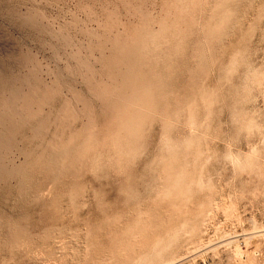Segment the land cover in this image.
<instances>
[{
    "label": "rangeland",
    "instance_id": "1",
    "mask_svg": "<svg viewBox=\"0 0 264 264\" xmlns=\"http://www.w3.org/2000/svg\"><path fill=\"white\" fill-rule=\"evenodd\" d=\"M0 69V264H264V0H0Z\"/></svg>",
    "mask_w": 264,
    "mask_h": 264
},
{
    "label": "bare ground",
    "instance_id": "2",
    "mask_svg": "<svg viewBox=\"0 0 264 264\" xmlns=\"http://www.w3.org/2000/svg\"><path fill=\"white\" fill-rule=\"evenodd\" d=\"M141 11V10H140ZM139 11V12H140ZM182 11V10H181ZM138 12V13H139ZM149 15V14H148ZM144 18V17H143ZM146 18V17H145ZM147 18H148V16H147ZM147 18L145 19L146 21H147ZM143 22V21H142ZM145 22V21H144ZM148 22V21H147ZM146 25V24H145ZM142 31V30H141ZM147 38V37H146ZM153 45V44H152ZM4 67H5V65H4ZM3 68V67H2ZM7 68V67H6ZM1 70V69H0ZM3 70H1L0 72H2ZM8 72V71H7ZM3 75H7V74H3ZM2 75V76H3ZM1 76V75H0ZM12 76V75H11ZM4 77V76H3ZM2 77V78H3ZM9 78H10V75H9ZM12 78V77H11ZM4 79V78H3ZM6 79V78H5ZM2 80V79H1ZM4 80H2L0 83H2ZM5 83H6V81H5ZM5 83H4V85H5ZM14 89V88H13ZM12 89V90H13ZM0 91H1V89H0ZM3 91V90H2ZM1 91V92H2ZM15 92H16V90H15ZM2 93H0V95H1ZM133 96L131 97L132 98V100H130L129 102L130 103H137V104H139V105H141V104H149V102H148V100L147 99H145V98H148V97H150V92H149V89H148V86L147 85H145V83H143V84H138L137 85V88L134 90V94H132ZM135 97V98H134ZM1 98V97H0ZM5 98V97H4ZM134 98V99H133ZM2 99V98H1ZM5 100V99H4ZM43 100H45V99H43ZM129 102L128 103H125V104H128L129 105ZM1 103V102H0ZM1 105V104H0ZM19 105V104H18ZM3 106V103H2V105H1V107ZM132 106H134L133 104H132ZM3 108H5V106L3 107ZM3 108H0V109H3ZM10 109V108H9ZM139 109V108H138ZM140 110H142V109H140ZM3 112V111H2ZM5 112V111H4ZM19 112H20V110H19ZM26 113V112H25ZM25 113H24V115H25ZM4 114H6V113H4ZM7 114H9V112L7 113ZM10 115V114H9ZM8 115V116H9ZM32 116H37V113H32L31 114ZM1 117H2V115H0ZM42 116H44V114H42ZM135 118H134V117ZM4 117V116H3ZM3 117H2V120H5V119H3ZM39 117H41L40 115H39ZM132 119L131 120H139L141 117H142V114L140 113V112H136V113H133L132 114ZM7 118V117H6ZM10 118V117H9ZM12 118V117H11ZM43 119H44V117H42ZM13 119H15V118H13ZM1 120V121H2ZM9 120V119H8ZM8 120H6V121H8ZM39 120H40V118H39ZM42 120V119H41ZM12 123H13V121L12 120H10ZM5 122V121H4ZM3 122V123H4ZM11 122H10V127L9 128H7V131H6V133H2V132H0V148H1V151H2V148L4 149V147L5 148H7V147H9L10 145H11V139H9V137L11 136V137H13V138H15L14 136H15V134H17V133H15V134H13L16 130L17 131H19L18 130V128H15V126L14 125H12L11 124ZM6 123V122H5ZM9 123V122H8ZM28 126V125H27ZM36 126V125H35ZM19 127H21V126H19ZM26 127V126H25ZM16 129L15 131H14V129ZM28 128V127H27ZM24 130V129H23ZM16 131V132H17ZM22 130H20V132H21ZM25 131V130H24ZM24 133H26V132H23V134ZM134 133V132H133ZM19 134V133H18ZM135 134V133H134ZM23 136V135H22ZM132 136H134L133 134H132ZM13 141V140H12ZM12 144H13V142H12ZM11 147V146H10ZM10 149V148H9ZM8 148L6 149V150H9ZM6 150L4 151V152H6ZM3 154V153H2ZM6 154V153H5ZM4 154V155H5ZM1 155V154H0ZM3 155V156H4ZM9 156V155H8ZM0 158H2V156H0ZM9 158V157H8ZM8 158H6V155L4 156V159H7V160H9ZM2 159H0V161H1ZM4 161V160H3ZM9 161H11V160H9ZM1 163V162H0ZM8 163H10V162H8ZM11 163H13V161H11ZM4 165H5V163H4ZM7 165V164H6ZM2 166V164L0 165V174L1 175H3V173H12L11 171H9V168L7 169L6 167L5 168H3V167H1ZM8 166V165H7ZM11 168H12V165H11ZM14 169V168H13ZM13 169H11V170H13ZM3 172V173H2ZM14 172V171H13ZM0 175V176H1ZM5 175V174H4ZM7 175V174H6ZM8 177V176H7ZM12 177V176H11ZM2 180L0 179V182H1ZM10 181V180H9ZM2 182H6V181H2ZM161 240V239H160ZM161 242V241H160ZM169 247H168V244L167 245H164L163 247L162 246H160V243H155V247H153V248H150V249H155V252L152 250H149L148 249V253L150 252H152L151 254L153 255H151L150 257H144L143 259H139V263L140 262H143V261H149L148 263L149 264H151L152 263V261H154L155 260V263H160L159 261L160 260H162L163 259V257L164 258H166L168 255H166V251H167V249H168ZM171 248V247H170ZM169 248V249H170ZM169 249H168V251H169ZM148 253H147V256H148ZM149 253V254H150ZM145 255V254H144ZM143 255V256H144ZM164 255H166V257L164 256ZM162 262H163V260H162Z\"/></svg>",
    "mask_w": 264,
    "mask_h": 264
}]
</instances>
